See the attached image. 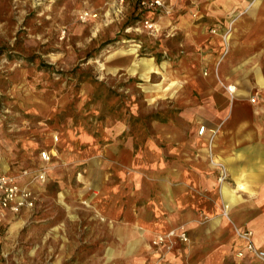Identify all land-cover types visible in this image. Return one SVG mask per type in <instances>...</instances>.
Segmentation results:
<instances>
[{"label": "crops", "instance_id": "1", "mask_svg": "<svg viewBox=\"0 0 264 264\" xmlns=\"http://www.w3.org/2000/svg\"><path fill=\"white\" fill-rule=\"evenodd\" d=\"M143 8L153 25L139 26L136 53L121 51L129 46L106 55V80L121 82V93L108 94L103 120L91 129L0 123V175L46 167L47 178L19 176L35 205L7 210L0 227L52 196L74 223L87 216L107 230L90 254L105 264H261L236 230L250 231L264 250V0ZM180 225L186 243L152 244Z\"/></svg>", "mask_w": 264, "mask_h": 264}, {"label": "rangeland", "instance_id": "2", "mask_svg": "<svg viewBox=\"0 0 264 264\" xmlns=\"http://www.w3.org/2000/svg\"><path fill=\"white\" fill-rule=\"evenodd\" d=\"M96 1L0 0L3 129L55 120L91 129L94 120L111 112L108 94L121 93V82L106 80L105 58L135 43L145 9L141 0H106L95 6ZM141 61L152 66L150 59ZM122 97H117L118 109ZM92 109L97 113L91 114ZM53 200L1 225L0 264H105L90 254L103 248L107 230L94 220L90 224L87 216L74 223ZM175 244L160 246L170 250Z\"/></svg>", "mask_w": 264, "mask_h": 264}, {"label": "built area", "instance_id": "3", "mask_svg": "<svg viewBox=\"0 0 264 264\" xmlns=\"http://www.w3.org/2000/svg\"><path fill=\"white\" fill-rule=\"evenodd\" d=\"M141 5L147 8H158L163 6V0H141ZM88 13H84L82 17L87 16ZM153 23L150 20L144 19L143 26L147 29H152ZM226 89L231 92L232 86L227 85ZM254 101V98H251ZM204 126H200L198 133L202 134ZM39 157L41 160L47 162L50 159L49 151L46 149L39 151ZM46 167H39L34 170H23L19 175H0V223L3 221L7 210L17 212L21 208H32L35 205L36 197L28 184H20L19 176L31 175L32 179H37L40 182H44L46 179ZM226 175L222 173L219 176V181H223ZM237 234L245 240L247 251L258 259L261 264H264V250L257 248L252 241V234L250 231H238ZM176 241L186 243L188 241V235L183 227H177L170 229L164 233H160L152 240L153 245H163L170 247Z\"/></svg>", "mask_w": 264, "mask_h": 264}, {"label": "bare ground", "instance_id": "4", "mask_svg": "<svg viewBox=\"0 0 264 264\" xmlns=\"http://www.w3.org/2000/svg\"><path fill=\"white\" fill-rule=\"evenodd\" d=\"M122 52H125V53H136V51H137V48L136 47H134V46H131V47H129V48H127V49H122L121 50ZM145 63H144V65H146V69L147 70H149V69H152L153 67L151 66V64H150V61H144ZM225 191V190H224ZM221 192V191H220ZM231 198V197H230ZM228 214H229V212H228ZM136 241V240H135Z\"/></svg>", "mask_w": 264, "mask_h": 264}]
</instances>
